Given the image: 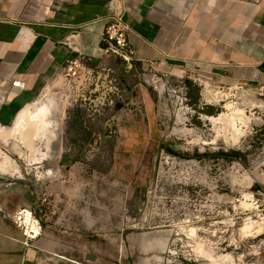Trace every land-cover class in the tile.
I'll return each mask as SVG.
<instances>
[{"label": "rangeland", "instance_id": "obj_1", "mask_svg": "<svg viewBox=\"0 0 264 264\" xmlns=\"http://www.w3.org/2000/svg\"><path fill=\"white\" fill-rule=\"evenodd\" d=\"M208 1L226 0L182 6L202 14ZM115 76L81 90L61 71L12 102L27 85L0 72V113L16 112L2 127L49 99L60 121L49 148L0 140V264H264V85L141 65ZM231 151L243 155L219 156ZM51 228L69 242L56 255L40 246Z\"/></svg>", "mask_w": 264, "mask_h": 264}, {"label": "crops", "instance_id": "obj_2", "mask_svg": "<svg viewBox=\"0 0 264 264\" xmlns=\"http://www.w3.org/2000/svg\"><path fill=\"white\" fill-rule=\"evenodd\" d=\"M111 1L0 0V72L27 85L12 102L36 90L59 74L68 60L79 56L63 43L70 36L89 57L90 66L124 74L121 61L99 57ZM177 2L179 10L170 8L172 0H122L125 19L132 27L130 41L139 58L155 62L157 71L176 77L187 72L227 85H264V0H226L218 10L215 1H208L202 14L184 9L188 0ZM12 102L1 109L0 120L6 125L16 113L10 109ZM62 162L73 163L67 158ZM65 233L51 228L40 241L41 249L61 253L69 245ZM81 239V234L74 236L80 254Z\"/></svg>", "mask_w": 264, "mask_h": 264}, {"label": "built area", "instance_id": "obj_3", "mask_svg": "<svg viewBox=\"0 0 264 264\" xmlns=\"http://www.w3.org/2000/svg\"><path fill=\"white\" fill-rule=\"evenodd\" d=\"M132 27L125 19V9L122 0H113L109 4L108 14L106 16V27L102 35L103 47L99 57L101 59H117L121 61L127 72H132L137 65L143 66L148 71H157L156 63L141 59L133 48L130 41ZM74 37H68L63 43L79 56L67 61L62 73L69 79V82L77 89H86L92 80L105 81L114 87L118 86V79L115 71L110 67L94 68L89 65V57L83 55L74 43ZM98 87V85H97ZM116 90V89H115ZM3 183L0 182V187ZM25 221L30 226L31 239L42 235V226L39 221L32 220L29 216Z\"/></svg>", "mask_w": 264, "mask_h": 264}, {"label": "bare ground", "instance_id": "obj_4", "mask_svg": "<svg viewBox=\"0 0 264 264\" xmlns=\"http://www.w3.org/2000/svg\"><path fill=\"white\" fill-rule=\"evenodd\" d=\"M29 108L31 107H26L24 111L20 113L12 129L4 128L0 125V140L7 142L10 137L18 136L25 147L27 146L29 148H33L35 145L34 143L37 142L41 145H44L46 148H49L53 143L54 137L57 135L56 130L59 127V120L56 118L58 111L56 101L49 99L42 101V103L39 105L34 104V113L32 112L31 116H27L31 114L30 110H27ZM29 150L31 151V149ZM2 157L9 165V171L13 175H17L21 178L22 170L17 161L12 159L9 154H4ZM30 162V166L35 163V161L32 160ZM4 172L5 171H3V173ZM47 174L49 176L52 175L50 171Z\"/></svg>", "mask_w": 264, "mask_h": 264}, {"label": "trees", "instance_id": "obj_5", "mask_svg": "<svg viewBox=\"0 0 264 264\" xmlns=\"http://www.w3.org/2000/svg\"><path fill=\"white\" fill-rule=\"evenodd\" d=\"M78 128V127H76ZM243 153L241 152H235V151H231V152H222V153H219V156H221L222 158H225V159H228V160H231L235 157H239V156H242Z\"/></svg>", "mask_w": 264, "mask_h": 264}]
</instances>
